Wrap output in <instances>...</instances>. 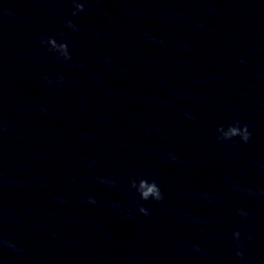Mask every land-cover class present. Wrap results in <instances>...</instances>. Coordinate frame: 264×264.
Segmentation results:
<instances>
[{"label": "clouds", "instance_id": "obj_1", "mask_svg": "<svg viewBox=\"0 0 264 264\" xmlns=\"http://www.w3.org/2000/svg\"><path fill=\"white\" fill-rule=\"evenodd\" d=\"M73 12L72 16H76L79 12L85 10L83 0H72ZM8 14H13L11 9H5ZM65 27L72 29V31H77V26L71 21H65ZM42 45H46V51L53 52L56 54L57 59H63L64 61H69L72 59L71 53L69 51L68 45L64 42H58L54 37H43L41 40ZM58 79L63 80L60 76ZM217 139L222 142L232 141L234 138L239 137L240 141L243 143L249 142L251 139V132L248 126L241 125L239 122L229 125L227 128L220 126L216 130ZM129 191H133L136 196H138L139 201H163L164 195L155 180H149L145 177L132 178L128 181ZM95 202V201H93ZM138 211L143 216L147 217L150 215L148 208L140 205ZM233 238L235 241H239L240 233L238 231L233 233ZM5 244L11 245V241L4 239L2 241ZM236 257L239 259L241 264H243L244 257L240 251L236 252Z\"/></svg>", "mask_w": 264, "mask_h": 264}]
</instances>
